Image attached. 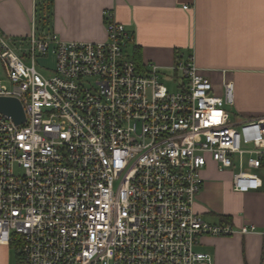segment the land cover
<instances>
[{"label": "built area", "instance_id": "1", "mask_svg": "<svg viewBox=\"0 0 264 264\" xmlns=\"http://www.w3.org/2000/svg\"><path fill=\"white\" fill-rule=\"evenodd\" d=\"M103 16L99 43L37 33L35 18L27 40L0 31V97L24 114L16 124L0 113V247L17 264H211L196 251L202 236L255 228L193 212L202 172L210 160L233 191L258 190L264 117H235L233 82L216 95L192 54L176 55L181 82L169 92L127 52L126 27ZM50 58L45 77L36 65Z\"/></svg>", "mask_w": 264, "mask_h": 264}, {"label": "crops", "instance_id": "2", "mask_svg": "<svg viewBox=\"0 0 264 264\" xmlns=\"http://www.w3.org/2000/svg\"><path fill=\"white\" fill-rule=\"evenodd\" d=\"M43 1L0 0V31L27 40ZM104 11L126 27L141 67L173 69L178 53L192 54L218 94L223 78L233 82L235 117H264V0H52L41 31L65 42H105ZM255 173L261 187L237 193L230 171H218L209 160L202 172L193 212L210 225L255 228L202 236L196 251L208 254L211 264H264V162ZM6 249L0 247V256Z\"/></svg>", "mask_w": 264, "mask_h": 264}, {"label": "rangeland", "instance_id": "3", "mask_svg": "<svg viewBox=\"0 0 264 264\" xmlns=\"http://www.w3.org/2000/svg\"><path fill=\"white\" fill-rule=\"evenodd\" d=\"M41 16H42V12L38 8V13H37V17H36L37 33L41 32V28L43 29V27L40 24ZM28 49H29V45L25 44L24 47H23V51L19 52L18 54L20 56H26L27 57L28 56L27 55L28 54L27 53ZM126 50L132 56L133 52H132V45L131 44L129 46H127ZM25 63L28 64V65L30 64L29 58H25ZM52 64H53V61L50 58V59H48L47 61H45L44 63H42L40 65L37 64L36 65V69L41 74H43L45 77H47V76L50 75V71H48V70L52 67ZM46 67H48L47 68L48 70H46ZM159 72H160L161 83L167 88V90L169 92H174V91H176L179 88V84L181 82V74L179 72L177 74H175L173 69H160ZM2 74H4L3 73V66L1 65V62H0V79L3 80V84H6V80H5V78L3 77ZM214 90H215L214 92H215L216 95H220L221 94V93L218 94L216 92V89H214ZM228 109L231 111L232 114H235L234 113V105L232 107H229ZM0 258H1L2 262H5V264H17V258H16L15 250H14L13 247L6 249L4 251V253L1 254Z\"/></svg>", "mask_w": 264, "mask_h": 264}, {"label": "water", "instance_id": "4", "mask_svg": "<svg viewBox=\"0 0 264 264\" xmlns=\"http://www.w3.org/2000/svg\"><path fill=\"white\" fill-rule=\"evenodd\" d=\"M0 113L11 117L16 124L24 121L22 107L14 98L0 97Z\"/></svg>", "mask_w": 264, "mask_h": 264}, {"label": "trees", "instance_id": "5", "mask_svg": "<svg viewBox=\"0 0 264 264\" xmlns=\"http://www.w3.org/2000/svg\"><path fill=\"white\" fill-rule=\"evenodd\" d=\"M51 4H52V0H44L42 4L38 5L39 10L42 12V16L48 14ZM37 13H38V10H37ZM42 16L40 19V24L44 27L46 18L43 19ZM133 59L137 63L138 66L140 67L142 66L141 55L138 49H135L134 54H133Z\"/></svg>", "mask_w": 264, "mask_h": 264}]
</instances>
